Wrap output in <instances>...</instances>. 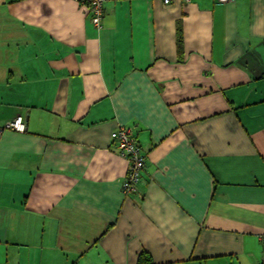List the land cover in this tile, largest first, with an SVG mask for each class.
Wrapping results in <instances>:
<instances>
[{
	"label": "crops",
	"instance_id": "crops-1",
	"mask_svg": "<svg viewBox=\"0 0 264 264\" xmlns=\"http://www.w3.org/2000/svg\"><path fill=\"white\" fill-rule=\"evenodd\" d=\"M261 234L264 0H0V264H256Z\"/></svg>",
	"mask_w": 264,
	"mask_h": 264
},
{
	"label": "built area",
	"instance_id": "built-area-1",
	"mask_svg": "<svg viewBox=\"0 0 264 264\" xmlns=\"http://www.w3.org/2000/svg\"><path fill=\"white\" fill-rule=\"evenodd\" d=\"M78 5L83 6L91 16L93 25L100 27L103 16V3L106 0H74ZM167 3L168 0H163ZM218 3H224L232 0H216ZM4 128L15 131H24L25 124L20 116L14 118L5 124ZM110 138L115 143L118 154L125 158L128 163L126 175L122 181V192L124 194L133 192L140 180L141 172L144 167V155L136 142V139L130 128L120 126L110 133ZM258 240L264 252V234L258 235ZM256 264H264V256Z\"/></svg>",
	"mask_w": 264,
	"mask_h": 264
},
{
	"label": "trees",
	"instance_id": "trees-1",
	"mask_svg": "<svg viewBox=\"0 0 264 264\" xmlns=\"http://www.w3.org/2000/svg\"><path fill=\"white\" fill-rule=\"evenodd\" d=\"M176 47H177V52L179 53L181 51V30L179 25H177V30H176ZM138 264H151V261L148 259L147 256L141 254L139 257Z\"/></svg>",
	"mask_w": 264,
	"mask_h": 264
}]
</instances>
